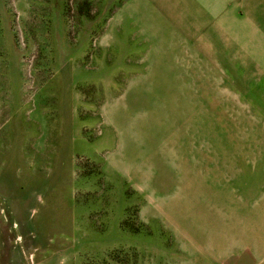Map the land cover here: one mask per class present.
Returning a JSON list of instances; mask_svg holds the SVG:
<instances>
[{
    "label": "rangeland",
    "instance_id": "374dc122",
    "mask_svg": "<svg viewBox=\"0 0 264 264\" xmlns=\"http://www.w3.org/2000/svg\"><path fill=\"white\" fill-rule=\"evenodd\" d=\"M222 47L173 0H0V264H208L218 213L264 264V93Z\"/></svg>",
    "mask_w": 264,
    "mask_h": 264
},
{
    "label": "crops",
    "instance_id": "0c3cea01",
    "mask_svg": "<svg viewBox=\"0 0 264 264\" xmlns=\"http://www.w3.org/2000/svg\"><path fill=\"white\" fill-rule=\"evenodd\" d=\"M173 1L177 6L185 7L187 11L202 12V27L217 38V43L223 45L226 54H232L235 69L240 65V75H245V70H249L251 98L256 103L262 102L257 93H264V0ZM226 219L222 213L191 217L193 223L190 234L187 235L188 242L197 252L196 256L202 260L206 259L208 264L226 262L229 237L231 238L228 243L237 246L234 254H241L242 250L238 244L246 241H249L250 252L255 250L257 242L254 235L252 237L239 231L235 235L227 236ZM210 220L214 222L211 224Z\"/></svg>",
    "mask_w": 264,
    "mask_h": 264
}]
</instances>
